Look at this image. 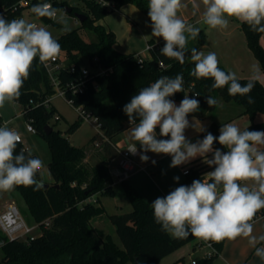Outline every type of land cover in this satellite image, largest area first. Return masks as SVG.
<instances>
[{
	"label": "trees",
	"instance_id": "1",
	"mask_svg": "<svg viewBox=\"0 0 264 264\" xmlns=\"http://www.w3.org/2000/svg\"><path fill=\"white\" fill-rule=\"evenodd\" d=\"M20 1L0 0V15L10 19L21 14L24 7L19 5ZM51 1L65 8L71 6L68 0ZM109 1L115 3L114 9L101 6L96 0H83L84 9L71 6L70 13L77 11L87 15L81 22V27L92 31L97 37L96 40H85L78 29L64 32L56 38L62 49L59 55L66 56V62L75 64L76 67L74 71L67 69L61 71L59 76L62 83L79 80L82 74V61L85 60L89 65L98 64L111 69L107 74H91L82 91L69 90L67 93V98L74 107L96 119L101 132L93 141L95 147L99 144L103 147L102 160L90 166L85 162L84 148L73 145L69 138L54 126L50 133L45 132L44 127L50 124L56 112V108L50 104L54 89L47 70L37 58L30 70L29 78L23 84L19 99L15 101L23 105L22 113L34 127L35 132L48 142L51 151L48 169L53 180L39 190H34V186L16 187L23 195L32 216L40 224L42 232L36 239L24 241L10 240L0 230L2 251L0 264H158L172 252L196 239L192 236L178 239L163 231L154 220L151 203L146 201L128 181L122 184L124 193L132 204V210L108 214L121 245L115 241L112 234L105 233L92 223L94 217L106 212V208L101 204L100 198L92 200L91 197L98 193L115 194L114 179L108 165L110 159L119 151L116 137L131 126L123 107L141 88L149 86L161 76L183 75L184 92L176 93L170 99L180 102L184 95L188 94L191 98L199 100V110L189 115L212 118L210 127L203 133L204 136L210 132L218 137L220 126L235 116L247 114L254 119L258 113L264 114V85L259 80L255 82L249 94L254 103L249 104L247 96H230L227 86L213 89L211 78L196 79L191 76L190 72L195 65L187 56L185 63L180 64L174 58L161 55L162 41L149 40L148 44L151 46L149 58H143L135 52L118 50L115 47L117 42L115 33L99 21L108 13L128 3L135 4L148 16L149 0ZM37 3V0H33L31 5ZM41 18L47 22L53 21L47 17ZM241 26L249 47L264 70V47L261 43L263 33L252 31L243 22ZM95 58L98 59L96 63ZM218 66L225 72L229 71L221 64ZM237 78L241 84H246L250 79ZM193 93H199V96H193ZM208 96L216 98L218 105L210 107L206 102ZM220 102L226 106L230 105L232 109L228 107L226 116L219 118L217 113ZM79 126L80 122L77 121L68 131L74 132ZM246 128L249 131H264V121L252 122ZM156 131L159 136V128ZM214 147L222 151L227 150L218 142L214 143ZM21 151L26 156L30 153L19 142L15 154ZM31 155L36 158L35 154ZM212 170L214 167L207 164L191 166L185 170L184 179L176 187L190 186L193 180L204 179V174ZM40 178L38 173L37 179ZM47 219L50 221L48 226L45 225ZM224 242L225 240L213 243L218 254ZM218 254L196 260L195 264H212ZM178 261L184 264L183 258Z\"/></svg>",
	"mask_w": 264,
	"mask_h": 264
},
{
	"label": "clouds",
	"instance_id": "2",
	"mask_svg": "<svg viewBox=\"0 0 264 264\" xmlns=\"http://www.w3.org/2000/svg\"><path fill=\"white\" fill-rule=\"evenodd\" d=\"M202 21L211 29H226L229 18L246 23L254 32L264 33V0H202ZM185 7L182 0H149L148 17L151 35L162 38L161 55L185 63L189 40H195L201 29L181 19L178 12ZM193 15L200 5L192 4ZM37 18L47 17L70 31L62 9L49 4L37 3L31 7ZM61 45L52 34L36 23L23 18L7 19L0 15V109L6 102H14L21 95L24 82L30 76L34 61L41 64L55 60L61 53ZM194 68L190 75L196 79L211 78L213 89L227 86L230 96L249 95L260 79L259 68L253 66V75L246 84H241L233 71L225 72L218 65L216 53L190 50ZM184 92L182 74L175 77L161 76L154 83L141 88L123 107L130 127L127 149L137 154V143L142 149L140 159L147 162V152L171 156L170 167L189 163L197 157L214 170L204 174V179L193 180L191 185H181L152 203L154 220L161 229L178 239L195 237L204 242L220 243L224 240L247 238L255 248V255L264 261V235H253V218L264 209V131H241L235 123L223 124L219 136L207 133L195 143L185 135L186 129L203 132L199 121L190 123L189 114L199 110V100L185 94L179 105L170 99ZM199 96V93H193ZM210 107L218 105L212 96L206 98ZM11 121L0 126V192H11L17 186L44 187L43 161L27 156L23 151L15 154L21 135L8 127ZM159 128L158 139L156 129ZM218 142L226 151L215 148ZM211 154V158H209ZM155 164V161H152ZM40 173L41 178L37 179ZM179 180V177H174ZM248 182H251L249 185ZM211 246V244H209Z\"/></svg>",
	"mask_w": 264,
	"mask_h": 264
},
{
	"label": "crops",
	"instance_id": "3",
	"mask_svg": "<svg viewBox=\"0 0 264 264\" xmlns=\"http://www.w3.org/2000/svg\"><path fill=\"white\" fill-rule=\"evenodd\" d=\"M193 2L194 0H182V3L185 5V7H183L178 12V16L181 19L201 29L198 37L195 40H189L187 45L189 52L186 53V56L190 59V50L192 48H196L198 51H203L205 54H207L208 52H214L217 55L219 64L224 66L229 71L235 72L237 77L240 78H251L253 75V66H256L260 70L259 81L264 85V70L262 69L260 61L248 45L246 34L241 26L242 22L236 20L235 18H229L230 23L226 29H211L207 25L203 24L202 21L204 12L202 0H195V3L200 5L199 11L196 13V15H193ZM114 11H120V15L107 16L106 19H102L103 21L101 20L102 22L100 23L105 24L110 30L115 33L117 39L115 47L122 52H135L143 58H149L150 52L146 49L149 40L153 39L156 42H160L163 39L151 35V21L148 16L144 13H141L138 7H135L134 4L131 3L125 4ZM122 31H124V34L123 36H120V33H122ZM261 43L264 47V33L261 37ZM175 103L179 105L180 102L175 101ZM228 107L232 109L230 105L226 106L223 102H220L219 110L217 113L219 118L226 116L225 114ZM245 115L247 114L235 116L234 118L224 122L223 124L229 122H238L236 120H241V117ZM188 119L190 123L199 121L201 126L204 128V131H206L212 123L211 117H198L189 115ZM240 122L241 121L235 124L239 127ZM4 123L2 124V126L4 125ZM132 126L133 125L129 126L116 137L119 149L125 144L134 143L133 141L129 140V130ZM204 131L199 132L195 128L189 127L188 129H186L185 135L189 141L195 143L197 140L203 139ZM157 138L160 139L158 135ZM135 143H137V147L140 151L137 157L138 169L130 176L127 181L128 183L132 184L139 192V194L148 202L150 198H153L155 200L157 197H164L170 191L174 190L176 185L180 183L185 177L183 171L191 166L205 164L203 162V158L197 157L187 164L172 168L170 167L171 156L165 154H155L152 152H147L146 155L149 157V160L147 162H142L140 159V155L145 153H142V149L138 142ZM101 146L102 145L99 144L97 146L98 149L86 150L85 162L90 166H94L93 164L91 165V163L97 164L102 160L104 151L103 147ZM118 158L119 151L113 158L110 159L108 165L113 179H115V172L118 169ZM209 158H211V154H209ZM113 159L116 160L114 164H112ZM152 161H155V164H153ZM141 166L145 168L143 169L141 168ZM177 176L179 177L178 181L174 179V177ZM52 180V175L48 169L45 181L51 182ZM119 184L123 186L122 182H116L114 184L115 194H117L115 185ZM91 199L96 200L98 198H96V196H92ZM101 204L103 203L101 202ZM7 205L4 206L3 210ZM103 205L106 208L105 204ZM262 212L264 213V209ZM105 214H107V209L105 213L94 217L92 222H94L95 227H98L105 233H108L107 230L103 228L105 220L103 218L106 216ZM252 224L253 235L257 237L260 235H264V214L258 217L256 220L252 221ZM257 247H264V242L258 244ZM168 256H166L165 258H167ZM165 258H163L162 260H164ZM217 261L220 264H264V261H261L260 258L255 255V248H253L249 244L247 238L243 237H238L236 240L232 241L225 240L221 252L214 258L212 264L217 263Z\"/></svg>",
	"mask_w": 264,
	"mask_h": 264
},
{
	"label": "rangeland",
	"instance_id": "4",
	"mask_svg": "<svg viewBox=\"0 0 264 264\" xmlns=\"http://www.w3.org/2000/svg\"><path fill=\"white\" fill-rule=\"evenodd\" d=\"M68 2L71 6H79L83 9L85 7L83 0H68ZM53 5L54 8L63 10V12L60 14L65 16V19L68 22V27L70 28V30L78 29L81 36L87 41H94L97 39L96 35L92 31L81 27V22L77 20L74 13L67 12L66 8L60 4H53ZM134 6L136 7L135 4ZM139 11L143 13L140 9ZM23 15H24L23 19H25L26 21L36 22L38 27L46 28V30L52 34L54 39H56L65 32L63 31L64 25H62L61 23L55 20L47 22L42 18H37L34 13H29L26 10L24 11ZM111 15H120V11L110 12L108 13L107 16H111ZM102 21L100 20L99 22ZM123 34L124 31L120 33V36H123ZM82 64L84 66L89 65L86 60L82 61ZM50 104L56 108L54 117H52L50 121L51 126H54V128L57 130H60L65 136L69 138L70 142L77 147L84 148L85 150L98 149V147H95L93 138L97 136L98 133L101 132V130L92 118L81 117L80 109L74 107L67 99L61 96L55 95L51 97ZM22 111H23V105L21 103L16 101L6 102L4 108L0 109V121L2 122V124L6 121H11V123L8 124V127L10 129L17 131L21 135L22 138L21 144L23 148L27 149L30 153L35 154L36 158H39L43 161L44 167L41 169V172L44 174L43 179L45 181L46 173L48 171V163L51 158V151L47 140L42 135L28 130L29 122L26 119V117L23 115ZM262 120H264V114L258 113L254 119H252L249 115H245L241 117V120H236V121L238 122L241 121L239 128L241 129V131H243L245 130V127L250 123L254 121L256 122ZM77 121L80 122L79 128L76 131L70 133L68 131L70 126ZM238 122H233V123H238ZM263 149L264 146H262V150ZM115 161L116 160L113 159L112 164H114ZM92 164L95 165L96 163H91V165ZM248 183L249 185L251 184V182ZM115 189H117V194L115 195H106V194L98 193L95 194L94 196H96V198H100L101 202L105 204L107 209V214H105L106 216L103 218L105 219L103 228L107 230L108 233L112 234L115 241L119 245H121V242L116 234L115 226L110 221L108 214L124 213L131 211L132 204L129 198L125 195L122 185L120 184L115 185ZM153 201H154L153 198L149 199V202L152 203ZM9 203H15L19 207L27 223L31 225L38 224V222L32 216L23 195L16 188L11 192H0V212L1 210H3L4 206ZM92 223L94 225V222ZM36 232H39V230ZM197 242H200V240L196 238L190 243L172 252L167 258H165L158 264H181V261L180 262L178 261L180 258L184 259L183 261L184 264H192L194 260L202 259L204 257V254L209 250V248L205 244H203V246L201 247L198 246L196 249H194V246L196 245ZM1 257H2V251L0 250V258ZM215 264H220V263L217 261V263Z\"/></svg>",
	"mask_w": 264,
	"mask_h": 264
},
{
	"label": "built area",
	"instance_id": "5",
	"mask_svg": "<svg viewBox=\"0 0 264 264\" xmlns=\"http://www.w3.org/2000/svg\"><path fill=\"white\" fill-rule=\"evenodd\" d=\"M38 3L41 4H49L54 8L53 2L51 0H37ZM101 6L106 7L107 9H114L115 3L109 0H96ZM33 0H21L19 2V5L23 6L24 9L21 14L15 16L14 18H24V11L31 12V3ZM7 18V17H5ZM14 18H10L14 19ZM8 19V18H7ZM36 23V22H33ZM37 24V23H36ZM164 41L162 40V45L164 46ZM150 45L147 44L146 49L149 51ZM67 57L66 56H58L55 60L47 61L43 63L45 69L47 70L52 87L54 89V93L51 95L53 96H61L65 99H67L69 102L70 100L67 98L68 91L76 92V91H82L86 87L87 79L90 77L91 74H107L111 71L109 68L102 67L98 64L92 66H84L82 65V74L79 80L74 81H68L66 83H62L59 74L63 69H67L69 71L75 70V64H69L66 62ZM95 63L98 62V59L95 58ZM50 97V99H51ZM71 103V102H70ZM80 109V108H79ZM80 114L83 117L92 118L95 123L98 125L95 118L90 117L89 115L84 114V112L80 109ZM99 127V125H98ZM28 130L35 132L34 127L29 122ZM22 142V138L21 141ZM132 145V143L125 144L123 147L119 149V158H118V169L115 172V179L114 184L117 182H124L127 181L130 176L138 169V163H137V157L139 155V149L137 147V154L133 155L131 154L127 149ZM141 168H145L142 167ZM185 173V171H184ZM264 213L260 210L256 213L255 217L253 218V221L256 220L258 217L262 216ZM50 224V221L47 219L45 220V225L48 226ZM0 230L10 239V240H24V241H32L36 239L38 236L41 235V226L40 224L31 225L26 222L24 219L19 207L15 203H9L3 211L0 212ZM39 232H36L38 231ZM205 244L209 250L204 254L203 258H210L216 254H218V251L216 247L214 246L213 242H204L200 240V242L196 243L195 249L199 246H203ZM211 244V246H209ZM196 260L192 262V264H195Z\"/></svg>",
	"mask_w": 264,
	"mask_h": 264
},
{
	"label": "water",
	"instance_id": "6",
	"mask_svg": "<svg viewBox=\"0 0 264 264\" xmlns=\"http://www.w3.org/2000/svg\"><path fill=\"white\" fill-rule=\"evenodd\" d=\"M66 11H67V12H72V7H71V6H67V7H66ZM74 14H75L77 20L80 21V22H83V21L87 18V15L84 14V13H82V12H77V11H75ZM53 129H54L53 126H51L50 124H48V125H46V126L44 127V130H45V132H46L47 134L50 133ZM44 185H45V186H48L49 183H48V182H45Z\"/></svg>",
	"mask_w": 264,
	"mask_h": 264
}]
</instances>
